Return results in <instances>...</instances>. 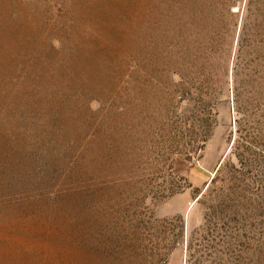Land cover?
<instances>
[{
	"label": "rangeland",
	"instance_id": "1",
	"mask_svg": "<svg viewBox=\"0 0 264 264\" xmlns=\"http://www.w3.org/2000/svg\"><path fill=\"white\" fill-rule=\"evenodd\" d=\"M232 165L194 264H264V0H0V264H191Z\"/></svg>",
	"mask_w": 264,
	"mask_h": 264
},
{
	"label": "trees",
	"instance_id": "2",
	"mask_svg": "<svg viewBox=\"0 0 264 264\" xmlns=\"http://www.w3.org/2000/svg\"><path fill=\"white\" fill-rule=\"evenodd\" d=\"M235 179L236 168L232 165L231 168L227 169L225 176L222 178H219V176L215 174L212 187H208L209 190L207 197L212 203L208 207L211 211L209 216L215 220L212 221L213 226H211L208 231L210 238L204 237L207 241L203 244V246L196 248L194 245L199 246L196 241L190 243L189 252L191 264H194V260H192V258L194 259L195 257V260L199 261V257L205 254L207 250L210 251L212 248L215 249V247L220 244H225L227 245V249H231V246L234 244V240H238L236 225H232L237 219V206L240 205V202L235 196L237 186ZM241 205H253L252 208H250L252 210L257 208L256 204L254 205L253 203H248V201L242 203ZM198 248L200 249L198 250ZM197 255H199V257H196Z\"/></svg>",
	"mask_w": 264,
	"mask_h": 264
},
{
	"label": "bare ground",
	"instance_id": "3",
	"mask_svg": "<svg viewBox=\"0 0 264 264\" xmlns=\"http://www.w3.org/2000/svg\"><path fill=\"white\" fill-rule=\"evenodd\" d=\"M195 202H196V200L192 201V202L190 203V205H188V207H187V211H189V210L191 209L192 205H194Z\"/></svg>",
	"mask_w": 264,
	"mask_h": 264
}]
</instances>
